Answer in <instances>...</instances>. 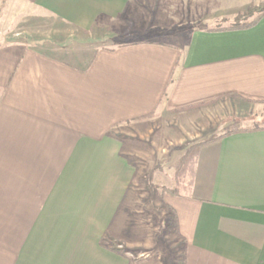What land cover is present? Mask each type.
Masks as SVG:
<instances>
[{
    "label": "crops",
    "instance_id": "1",
    "mask_svg": "<svg viewBox=\"0 0 264 264\" xmlns=\"http://www.w3.org/2000/svg\"><path fill=\"white\" fill-rule=\"evenodd\" d=\"M2 1L29 29L0 42V264H150L166 205L181 264H264V124L196 127L223 105L264 117V16L187 27L259 0ZM43 15L76 39L35 43ZM91 36L128 39L88 57ZM190 147L188 177L170 187L166 164Z\"/></svg>",
    "mask_w": 264,
    "mask_h": 264
},
{
    "label": "rangeland",
    "instance_id": "2",
    "mask_svg": "<svg viewBox=\"0 0 264 264\" xmlns=\"http://www.w3.org/2000/svg\"><path fill=\"white\" fill-rule=\"evenodd\" d=\"M260 3H264V0H259L257 2H252L250 3L243 11L238 13L236 17L233 20L230 21H212L206 22L202 21H195L192 24L188 23L187 27L190 29L191 27H207L210 26L212 28H218L222 27L224 25L231 26L236 18L244 13L246 9L253 5H258ZM189 10L192 9V6H189ZM6 10V9H5ZM4 3L3 1L0 3V42H7L11 40L14 37H17L16 32L18 31H24L27 28V25L29 24L28 21H19V20H6L4 17ZM43 20L41 22H31L36 24L40 28H36L35 32H37L38 35H43L40 37H37L35 41L39 43L45 42H51L54 45H59L61 43L66 44L69 43L73 40H75V37H68L66 35H70L73 30L72 28L68 27L66 24L56 21L53 18L49 16L43 15ZM245 22V20H243ZM5 30V32H4ZM8 32V33H6ZM20 38L25 39L26 41H29L30 38L29 36H25V34L22 32V34L19 35ZM91 45L90 48H80L81 52L82 50L87 49L89 50V54L87 52H83L86 54L88 57L93 55L94 50L98 49V47H108V46H113L114 44L118 43V41L126 40L128 39L127 37H119V38H108V37H92L91 36ZM74 43V42H73ZM72 44V43H71ZM80 44L79 41L75 43ZM97 47V48H96ZM77 50L79 48H76ZM221 105V104H220ZM259 112H254V111H243L239 109H234L231 110L230 107L226 106H220L219 111L217 114H219V117L217 118L218 121L215 119L210 120L209 124H206V121L209 120V118L205 119L204 122L202 123V126L197 125L196 127L198 129H203L207 131V133L202 134V136H199L197 138H203L207 135V137H212L218 135L226 134L232 130H240L245 127H251L252 125H258V124H264V117L259 116L257 114ZM189 142L183 143L184 147H188ZM185 149V148H184ZM183 149V150H184ZM176 150L172 148V151ZM174 153V152H173ZM178 154V152H177ZM183 160V159H182ZM169 162V164H166V184L170 185V187H173L177 185L180 177L183 176L184 171L186 176L188 172V165L183 166V162L181 161L180 164L176 162V159L172 158ZM179 162V161H178ZM184 174V175H185ZM161 183V182H160ZM150 184V185H149ZM141 192L144 191L145 197L148 199V204H159L156 209H161L162 206L160 205V196H161V187L156 183L153 182V180L148 179L146 182L140 184ZM166 193H168L167 187H166ZM161 207V208H160ZM156 212V211H155ZM166 215L164 216H158L157 213H155L156 217V222L159 224L164 223L163 229H160V232L157 236V240L159 241V248L155 250V252H144L142 254L143 257L142 260H145L146 262L150 264H181L183 260V252H182V243L179 239V237L176 235V230H175V225H174V218L169 210V208L166 205V210H164ZM160 218V219H159ZM163 237V238H162ZM159 250V251H158ZM160 252V259L158 257H155L154 253Z\"/></svg>",
    "mask_w": 264,
    "mask_h": 264
},
{
    "label": "trees",
    "instance_id": "3",
    "mask_svg": "<svg viewBox=\"0 0 264 264\" xmlns=\"http://www.w3.org/2000/svg\"><path fill=\"white\" fill-rule=\"evenodd\" d=\"M264 16V3H260L258 5H253L251 7H249L248 9H246L244 11V13L240 14L235 22L231 25V26H227V27H224V28H227V29H242V28H248V27H251L253 25H255L262 17ZM245 20V22L243 21ZM223 27H218L216 28V30H221V29H224ZM236 131H239V130H232L226 134H223V135H220L219 137H222V136H225L227 134H230V133H233V132H236ZM207 141H202V142H199L197 143V145H200V144H203V143H206ZM196 145V146H197ZM195 151V148L194 147H190L184 157V159L182 160V162H186L190 159L191 157V154ZM113 251H116L118 252L119 249L118 248H112Z\"/></svg>",
    "mask_w": 264,
    "mask_h": 264
}]
</instances>
